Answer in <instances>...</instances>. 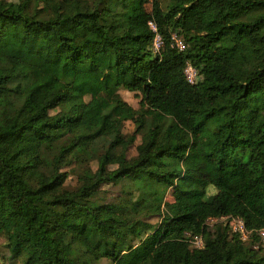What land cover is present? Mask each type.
<instances>
[{
	"label": "trees",
	"instance_id": "obj_1",
	"mask_svg": "<svg viewBox=\"0 0 264 264\" xmlns=\"http://www.w3.org/2000/svg\"><path fill=\"white\" fill-rule=\"evenodd\" d=\"M262 231L264 0H0V264H264Z\"/></svg>",
	"mask_w": 264,
	"mask_h": 264
},
{
	"label": "rangeland",
	"instance_id": "obj_2",
	"mask_svg": "<svg viewBox=\"0 0 264 264\" xmlns=\"http://www.w3.org/2000/svg\"><path fill=\"white\" fill-rule=\"evenodd\" d=\"M121 96L123 101L127 102L128 104H130L131 106H133L134 108L138 109L139 108V101L140 99L138 98L137 95H135L134 93L131 92H127V91H121ZM163 116L161 114H156L155 117V121H154V126H159L163 123ZM135 131V126L134 124H132L131 122H128L124 128V137L120 139V145H126L129 144L132 140H131V136L133 135ZM178 134L181 135V132L178 130ZM141 148V139L140 137L137 138V140L133 143V145L130 147L129 151H128V155L131 156H135L137 154V152L140 150ZM92 166L94 168H96V163L94 162L92 164ZM64 171L68 172L69 176L66 180L65 183V188L66 189H74L77 186L78 183V178L80 176V174L78 173L79 170L77 169L76 165L71 166V167H67L64 168ZM106 193L108 198H114L116 196H118V194L121 192V187H108L106 188ZM169 201L172 200V197L170 196V194H168V198ZM159 219L158 218H154L152 220H150L151 223L156 224L158 223ZM219 223H222L224 225H226V223L223 220L218 221ZM212 223V222H210ZM217 222L212 223L211 225H215ZM3 239L0 238V247L3 244ZM243 245L240 242H236L235 244H233V258L234 260H239L243 257L244 255V250H243Z\"/></svg>",
	"mask_w": 264,
	"mask_h": 264
},
{
	"label": "built area",
	"instance_id": "obj_3",
	"mask_svg": "<svg viewBox=\"0 0 264 264\" xmlns=\"http://www.w3.org/2000/svg\"><path fill=\"white\" fill-rule=\"evenodd\" d=\"M150 27L152 29V31L156 34L155 38H154V42H153V49L154 51L158 52L162 49L163 47V40L161 38V36L158 34V30H157V26L156 24H154L153 22L150 23ZM173 41H174V45L176 48H178L180 51H184L185 50V44L183 43L182 40H180L178 38L177 35L173 36ZM185 76H186V80L190 85H194L196 84L199 80H200V76L198 74V71L190 64H188L186 66L185 69ZM220 220H223L226 225H228L231 229V231L234 234H237L240 236V239L242 241H247L248 240V236L249 233L245 227L244 221L239 219V218H235V217H223L220 219H214L211 220L212 223L218 222ZM211 223V224H212ZM261 237L262 240L264 242V231L261 232ZM204 243L201 237H197L194 240V247L195 248H203Z\"/></svg>",
	"mask_w": 264,
	"mask_h": 264
}]
</instances>
